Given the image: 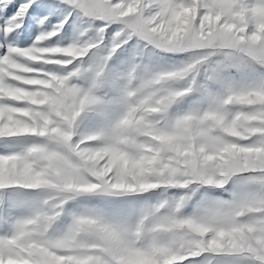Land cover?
<instances>
[{
  "label": "snow or ice",
  "instance_id": "6c2138e0",
  "mask_svg": "<svg viewBox=\"0 0 264 264\" xmlns=\"http://www.w3.org/2000/svg\"><path fill=\"white\" fill-rule=\"evenodd\" d=\"M61 3L67 7L41 14L40 34L21 48L8 38L37 0L18 8L0 0V12L9 13L0 24V219L26 209L0 234V264H233L217 259L235 257L217 247L220 240L245 229L249 217H264V210L235 217L264 202V39H257L264 0H111L120 6L115 13L104 0ZM57 11L62 18L52 24ZM73 16L77 35L65 45ZM85 32L95 47L80 57L65 54ZM127 45L133 60L108 102L101 89L109 62ZM145 53L184 58L150 69ZM194 93V107L172 111ZM88 113L103 124L81 133ZM22 139L32 142L19 150L8 143ZM213 189L230 198L210 196ZM157 191L155 203L120 201L119 215L85 207L71 213L65 231H52L70 202L115 203ZM245 256L247 264H264V253Z\"/></svg>",
  "mask_w": 264,
  "mask_h": 264
},
{
  "label": "rangeland",
  "instance_id": "374dc122",
  "mask_svg": "<svg viewBox=\"0 0 264 264\" xmlns=\"http://www.w3.org/2000/svg\"><path fill=\"white\" fill-rule=\"evenodd\" d=\"M15 7L18 8L21 3H24L25 0H14ZM10 7V11H14L12 6ZM35 11H30V14L23 20L24 27L18 29L17 32H14L9 38L8 42L19 45L21 48H27L32 45L33 41L40 34L41 28L38 25L37 21L40 19L41 14L47 15L49 11H53L55 9H64L67 6L61 3V0H37V4L33 6ZM9 13L0 12V24H3L7 19ZM60 12H55V14L51 17L52 24L57 23L61 19ZM75 20V16H73V20H70L69 23L65 26V31L63 35V44L70 43L74 35L77 33L74 30L73 22ZM50 27V26H49ZM116 26L114 25L112 29H109V33L115 30ZM4 43L3 33L0 32V44ZM106 44L108 41L105 42ZM134 43V41H133ZM103 47V46H102ZM5 49L0 48V55L4 54ZM95 51V49H93ZM106 52L101 50L99 55H105ZM184 57H176L166 53H158L157 55L149 56L148 54L143 55V61L145 65H147L150 69H155L163 66H167L169 63H172L176 60L183 59ZM85 59H89L86 57ZM133 60V50L130 45L125 46L120 52H118L110 63V70L107 72L108 82L101 89V94L104 96L105 100L108 102H112L119 94V77L122 73L130 66V63ZM91 62V61H90ZM198 94L194 93L186 98H184L180 103L173 106L172 111L174 113H182L184 111L189 110L190 108L195 106V101L198 100ZM113 109V114L115 110V105H111ZM103 124V118L96 113H88L86 114L81 122H80V132L86 133L88 131L94 130L96 128L101 127ZM32 141L30 139H22L18 141H8L9 144L14 145L17 150L26 147ZM5 151L4 142H0V152ZM232 186L229 185V188ZM176 190H171V192H175ZM205 189H201V193H204ZM23 195V194H19ZM31 195H36L32 193ZM47 195V193H44ZM209 195L212 197H224L230 198L229 194L219 190L213 189L209 191ZM160 193L159 191L154 193L144 194L138 198H118L115 203H105L99 197H93L84 199L81 198L77 201L70 202L67 206V212L65 215L59 219L53 226L52 231L55 234H60L66 230L67 226L71 222V213H77L82 211L85 207H101L109 215H119L124 211L123 205L120 203L122 200L128 199H138L140 201L148 200L150 203H155L157 199H159ZM200 199V194H197L194 197L193 204H195L196 200ZM194 211L193 206H189L186 209L188 214H191ZM26 214V209H13L11 211L12 219L5 221V219H0V234H5L9 232L12 228V222L15 218H18L22 215ZM218 260L233 262V264H247V261H237L235 257H230L225 254H219L217 256Z\"/></svg>",
  "mask_w": 264,
  "mask_h": 264
},
{
  "label": "clouds",
  "instance_id": "9594fccd",
  "mask_svg": "<svg viewBox=\"0 0 264 264\" xmlns=\"http://www.w3.org/2000/svg\"><path fill=\"white\" fill-rule=\"evenodd\" d=\"M106 5H111V0H104ZM119 5H111V13H115L116 10L119 8ZM132 9L130 8L127 12H120V16H128L132 13ZM110 12L101 13L100 16L107 17L111 14ZM87 32L83 34L80 38V42L77 46L73 47L71 51L65 53L67 55H72L74 57H80L86 55L91 48L95 47L92 44L91 37L87 36ZM257 39H264V35L258 36ZM42 52L51 51L55 52L56 50H41ZM52 63H61V61H51ZM70 62V61H69ZM174 85H169L168 88H172ZM164 91V90H158ZM157 93V94H158ZM165 99V96H161L159 100L156 102L158 104L162 103ZM162 108H154L151 111L160 112L163 111ZM149 123H151L149 121ZM244 125H241L243 128ZM243 135L241 131L239 133ZM236 162L239 163V156L236 158ZM260 204L259 207L255 206L254 204H248L247 206L241 208L239 211L235 213V217L239 220L240 217L246 216L250 211H261L264 210V202H257ZM246 225L245 229L242 230H233L230 231L227 236L222 238L217 245L218 248L226 250L228 253L235 254V259L237 261H246L247 257L245 256L246 253H252L259 257L260 254L264 253V217H249L247 220L242 221ZM185 241L188 243H198L192 237H185Z\"/></svg>",
  "mask_w": 264,
  "mask_h": 264
}]
</instances>
